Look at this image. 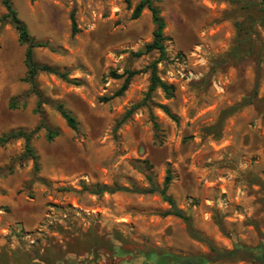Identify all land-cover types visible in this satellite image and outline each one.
<instances>
[{
  "label": "rangeland",
  "instance_id": "1",
  "mask_svg": "<svg viewBox=\"0 0 264 264\" xmlns=\"http://www.w3.org/2000/svg\"><path fill=\"white\" fill-rule=\"evenodd\" d=\"M138 1L12 0L44 43L35 60L65 75L38 72L37 112L25 45L0 0V264H263L244 250L213 258L211 246L264 247V0H153L165 21L158 72L174 91L149 98L145 67L159 54L144 51L154 24L147 8L132 18ZM127 69L139 72L114 95L125 75L112 72ZM40 123L36 162L23 137L1 141ZM46 126L58 134L48 139ZM167 174L168 194L209 242L148 190ZM103 185L120 189L93 191Z\"/></svg>",
  "mask_w": 264,
  "mask_h": 264
},
{
  "label": "trees",
  "instance_id": "2",
  "mask_svg": "<svg viewBox=\"0 0 264 264\" xmlns=\"http://www.w3.org/2000/svg\"><path fill=\"white\" fill-rule=\"evenodd\" d=\"M124 1L128 6L131 3V0H124ZM3 4L6 8V14L4 15L3 18L7 19L15 27V29L18 32L19 42L21 44L25 45L24 63L26 66V72H25V76L23 77V80L30 83L31 90L37 95V106H36L35 110L37 112L38 111L40 112L41 111V104L44 102V100L42 97V93L38 89V85H37L36 77H37L38 72H40V71L53 72V73H56L62 77H64L65 75L62 73H58L56 70L51 68L49 65L41 64L35 60L34 48H36L38 46H42V45H44V43H42L40 41H36L30 35L26 24L18 17L17 12L13 8L12 0H3ZM145 8H147L151 13V18H152V22L154 24V28L152 31V40L145 44L144 51L145 52L156 51L159 54V57L157 60L152 61L151 63H149L145 67V69L148 70L150 73L149 86L147 89L146 98H149L151 93L157 88H160L165 93L166 97H171V96H173V91H174L173 85L165 82L160 77L159 72H158V62H159V60L165 58V56H166V50H165V44H164V40L166 38L164 35L165 21L160 14V10H159L158 6H156L153 3V0H139L133 8L131 16H132V18H138L141 15V12ZM72 23H73L72 31L75 32L76 28H75L74 17H72ZM138 72H139V70H129V69H127L126 71H124L121 74H117V73L112 72V74L115 77H122L125 75L123 82L121 83L119 88L114 92V95H122L128 87L130 78ZM55 106H56V109L61 114V116L65 119L66 123L71 128L75 129L77 126L75 117L72 114H70L67 110H65L63 108L62 104L58 103ZM137 106L138 105L131 106L127 110L125 116L129 115ZM162 109L169 116L174 118V116L169 111L167 106L162 105ZM40 126H42L41 123L38 124L35 127V129H33L32 131H29V132H26L24 130L11 131V132L5 134L4 136H2L1 141L5 142L10 138L23 137L25 139L23 156H27V157L29 156L36 162L37 155L31 149L30 144H29V140H30L32 133L37 128H39ZM154 126L156 127V123H154ZM46 129H47L46 137L48 139H52L54 136H56L58 134L57 129L50 128L47 126H46ZM35 168H37V165H35ZM170 179H171L170 175L167 174L165 177L164 184H163L162 188L159 189V188H155L153 186V187L149 188L148 190L149 191H157L160 194V196L162 197V199L165 200L169 204V209L167 211H165L164 214H171V215H174V216H177V217L183 219L186 222L189 233L191 235L195 236L196 238H198L200 240H204L206 242H209L207 239H203L202 237H200L199 235H197L194 232V230L192 229V225H191V221H190L189 217L176 205L174 198L170 194H168L167 188H168V184L170 182ZM118 189H120V187H112L111 188L109 186L103 185L102 187H98L97 189H94L93 191L95 193H101L103 191L113 192V191L118 190ZM211 249L216 252L215 256L213 258L231 257V256L235 255L236 252H238L239 250H244V251L249 252L250 254H254L253 258L258 259L259 261H261L264 264V247H262V245H259L257 247L256 253H255L253 248H246V247H243L241 245H235V247L232 250H218L213 246H211ZM113 250H114L113 251L114 255H116L118 257H121L125 253V251L120 246H114ZM146 258L148 260L152 259L150 255H147ZM135 260H136V257L131 258L130 261H128V264H134L135 262H138ZM206 260H208V259H206L204 257H199V258L192 257V258H188L186 262H180V263H183V264H204L206 262Z\"/></svg>",
  "mask_w": 264,
  "mask_h": 264
},
{
  "label": "flooded vegetation",
  "instance_id": "3",
  "mask_svg": "<svg viewBox=\"0 0 264 264\" xmlns=\"http://www.w3.org/2000/svg\"><path fill=\"white\" fill-rule=\"evenodd\" d=\"M169 264H183V263H180V262L175 261V260H171Z\"/></svg>",
  "mask_w": 264,
  "mask_h": 264
}]
</instances>
